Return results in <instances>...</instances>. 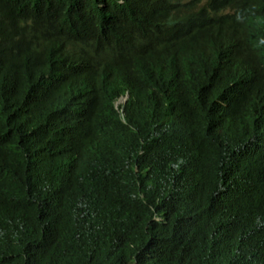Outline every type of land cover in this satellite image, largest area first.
<instances>
[{"label":"trees","instance_id":"16d2710c","mask_svg":"<svg viewBox=\"0 0 264 264\" xmlns=\"http://www.w3.org/2000/svg\"><path fill=\"white\" fill-rule=\"evenodd\" d=\"M0 264H264V0H0Z\"/></svg>","mask_w":264,"mask_h":264},{"label":"clouds","instance_id":"9594fccd","mask_svg":"<svg viewBox=\"0 0 264 264\" xmlns=\"http://www.w3.org/2000/svg\"><path fill=\"white\" fill-rule=\"evenodd\" d=\"M126 99H127V95L120 97L119 100L117 101V105L124 103Z\"/></svg>","mask_w":264,"mask_h":264}]
</instances>
